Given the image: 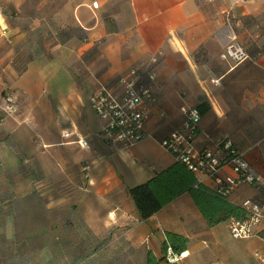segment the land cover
<instances>
[{
	"label": "crops",
	"instance_id": "crops-1",
	"mask_svg": "<svg viewBox=\"0 0 264 264\" xmlns=\"http://www.w3.org/2000/svg\"><path fill=\"white\" fill-rule=\"evenodd\" d=\"M229 4L227 24L222 10ZM74 27L82 38L61 42L58 34ZM233 38L249 55L240 64L220 58ZM263 47L264 0H0V175L17 170L29 181L26 188L44 183L52 195L26 260L146 264L148 251L164 257L165 233L173 232L189 239L178 264H264V222L252 236L233 239L227 221L209 226L187 193L140 220L129 194L175 162L157 137L181 124V108L207 103L196 148L216 151L221 140H230L245 152L256 182L239 184L227 199L237 205L264 202V145L255 148L264 135L253 139L264 129V53H257ZM93 48L96 55L84 61ZM22 51L32 60L17 74L12 61ZM152 57L158 102L150 106L146 130L153 137L125 149L107 146L89 94L97 82ZM8 103L14 107L10 115L3 112ZM221 176L234 177L227 167ZM198 178L209 188L218 186ZM37 196L46 198L43 192ZM12 235L9 228L5 237ZM76 236L99 241L100 249L80 259L71 240L62 248L60 237Z\"/></svg>",
	"mask_w": 264,
	"mask_h": 264
},
{
	"label": "built area",
	"instance_id": "built-area-1",
	"mask_svg": "<svg viewBox=\"0 0 264 264\" xmlns=\"http://www.w3.org/2000/svg\"><path fill=\"white\" fill-rule=\"evenodd\" d=\"M215 3L221 0H202ZM96 5V4H95ZM222 16L227 24L232 19V4L222 10ZM222 60H230L240 64L249 59L244 47L233 38L220 54ZM157 59L152 57L131 66L125 73L107 82H97L88 96V104L93 113L104 122L99 132L100 140L115 149L129 148L142 140L153 137L146 130L150 117V106L158 102L154 91L156 82L155 65ZM6 115L14 112V107L8 103L3 108ZM182 124L165 138L159 140L161 146L169 152L176 161L183 163L197 176L209 178L218 185H224L227 194L242 183L254 184L256 178L251 174V168L245 157V152L239 151L233 143L226 139L216 151L207 148L198 149L195 146L201 115L197 108H181ZM79 146L88 147L83 138L78 137ZM223 151H226L223 154ZM229 168L234 177L221 176L223 168ZM203 179L198 181L202 183ZM248 210V216L243 219L230 218L227 227L233 239H244L252 236L258 226L264 222V204H243ZM166 262L179 263L181 254H175L167 248ZM264 262V255L260 256Z\"/></svg>",
	"mask_w": 264,
	"mask_h": 264
},
{
	"label": "trees",
	"instance_id": "trees-1",
	"mask_svg": "<svg viewBox=\"0 0 264 264\" xmlns=\"http://www.w3.org/2000/svg\"><path fill=\"white\" fill-rule=\"evenodd\" d=\"M58 35L61 42L71 37L82 38L83 36L81 29L78 27L71 28L69 31L62 32ZM96 53L97 50L93 48L91 56L82 58L85 61L87 58L94 57ZM257 53L258 55L264 53V47L262 50L257 51ZM31 60V53L22 51L14 57L12 66L17 74H21L26 70L28 63H30ZM195 108L198 109L200 115H204L210 109V106L207 103H201ZM182 122L183 118L181 119V124ZM178 127L171 129L170 132ZM168 134L161 138L157 136L155 137H157L158 140H162ZM224 141L225 140H221L218 145L222 146ZM225 153L226 151H223V154ZM224 190V185H218L216 188H209L203 183H200L194 172L188 169V167L180 161L175 160L174 163L158 172L154 177L131 188L129 194L135 204L140 220L148 219L185 193L191 197L194 205L209 226L227 221L230 218H246L248 216L247 208L243 204L237 205L230 202L227 199V194ZM251 203L259 205L264 204V202ZM188 242L189 239L181 234L166 232L163 244L164 253H166L167 248H171L173 253L182 254L186 251ZM24 247L21 246V249L23 250ZM35 247L36 246H26L25 250H23V254H26L28 250L31 248L34 249ZM164 260L166 261L165 254L161 259L156 258L151 251H148L146 254V264H160ZM167 264L177 263L167 262Z\"/></svg>",
	"mask_w": 264,
	"mask_h": 264
},
{
	"label": "rangeland",
	"instance_id": "rangeland-1",
	"mask_svg": "<svg viewBox=\"0 0 264 264\" xmlns=\"http://www.w3.org/2000/svg\"><path fill=\"white\" fill-rule=\"evenodd\" d=\"M91 52L92 50L86 52L83 55V58L91 56ZM0 94L2 96L5 93L3 92ZM262 135H264V129L262 132L255 131L253 139L261 138L260 136ZM258 141L260 142L257 143L255 148L259 149L264 145V138ZM243 143L244 142H242L240 149H245L246 144ZM15 171H9L0 175V264H5L6 260L8 263L11 255L14 257L12 259L14 262L13 264H16L15 259H17L18 262L21 261L24 264H35L36 261H33L32 263L29 262L28 259L26 260L28 254L26 252V254H23V250H25L26 246H36L38 240L36 237L37 224L40 219H43L45 216H43V211L45 208L44 204L47 200V196L52 197V195L49 196L46 193L47 191H51V188L46 187L44 189V183H36L35 188L28 189L26 188V183L29 181L27 182L26 179L22 178V176L18 173H15ZM251 174L254 176V178H256L252 172ZM34 177L35 178L32 176V179H38V176ZM63 191L66 190H62L61 192ZM42 192L45 193V199L42 197L39 198L37 196ZM51 193L52 192H50V194ZM45 223L50 225V222L45 221ZM9 228L13 230V235L11 238L5 237V235L9 232ZM46 239L49 240V242L52 240L49 237H46ZM59 240L61 242L62 248L63 245H67L69 240H71L77 251L75 254L76 256H79L80 259H84L92 252L96 253L100 249V242L91 241V238L89 237H60ZM21 246L24 247L23 250L21 249ZM64 254L65 253L62 252L61 255L63 256ZM21 257L23 258L21 259Z\"/></svg>",
	"mask_w": 264,
	"mask_h": 264
}]
</instances>
